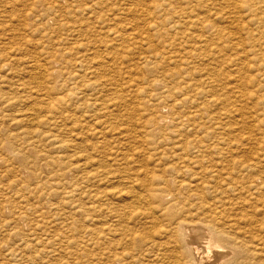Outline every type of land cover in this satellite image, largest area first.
<instances>
[{
    "label": "rangeland",
    "instance_id": "374dc122",
    "mask_svg": "<svg viewBox=\"0 0 264 264\" xmlns=\"http://www.w3.org/2000/svg\"><path fill=\"white\" fill-rule=\"evenodd\" d=\"M18 1H21L22 8L18 7L16 9ZM141 1L143 0H0V25H12L15 29L19 30V32L10 34L11 44L16 50L15 55L14 52H11V60L7 63L5 71L0 68V87L3 90V95L4 97L9 96L11 102H16L13 108L9 107L4 110L6 111L4 113L6 117H1L0 119V147L1 145L8 146L7 148H0V264H103L104 262L100 258L102 255L100 254L102 253V243H100L102 242V237L100 236L102 235H100L101 231L99 230L103 228L102 200L99 194L94 193L96 188L99 191L102 187L106 186L100 181H94L95 183L88 182L86 180V173L96 172L97 166L98 170L104 169V165L113 162L116 155V159L119 158L120 160L121 158L122 160L107 164L108 168H119V164L120 166L123 164L122 167L125 165V168H129L125 170L131 177L132 174L136 175L140 171L143 174V170L139 172L137 170L145 168L150 174L155 175V177L161 176L172 182L177 180L187 182L190 176L191 180L193 179L192 175L187 173L185 176L184 174L178 176L177 173L182 165L194 157V154L191 152H194L191 148L192 140L194 136L202 134L201 131L197 130V127L203 123L204 127L209 126V131L224 133V131L218 130L215 127L218 121H214L213 108H211V111L208 109L206 113L201 107L208 97L204 98L201 94L198 96L197 91H191L196 95L190 92L196 99L193 98V101L185 102V104L183 102V105H176L175 110L170 109L166 105V107L164 105L161 106L162 102L166 100L172 101L173 99L169 96L173 94L172 98L174 97V99L181 97L177 93V89L182 87L180 77L173 75L175 78H171L170 76L175 71L174 69H182L181 74L184 72L182 76H185L186 72L187 74L190 73L189 75L192 74L191 78L193 79L191 83L201 82L206 78L202 74L204 73L202 71H204L203 67L207 61L203 60L202 63L200 59H196L194 65H192L193 67L191 65L190 67L184 65L185 68L177 62V64L173 63V66L176 64L178 67L170 65L169 68H165L166 72L164 74L150 73L149 69L152 66L143 60V50L139 47L135 48L129 40H125L127 33L132 32L130 31L132 25L137 23V26H143V23L139 24L141 23L139 19L137 22L134 20V17L131 16L132 12H130L131 9H136L137 4ZM151 2L150 0H144V3H147L146 5L149 3V6ZM136 13H139V11ZM125 28H128V30L124 31ZM229 31H231V28H229ZM227 34L231 35V33ZM149 37L150 39L154 38L153 34H149ZM58 38L61 40L56 46V43L53 44V40H57ZM21 43L24 48L22 53L18 51ZM233 48L235 49V47ZM238 49L232 52L229 51L230 53L227 52L226 57L228 55L230 57ZM55 51H58V53ZM38 54L41 57H38ZM81 55L94 56V61L97 65L103 59V67L102 65L100 67L104 69H101V73L97 74L94 80L104 82L110 78L109 80L114 81V85L106 87L104 90L102 89L104 93L100 92L101 88L99 90L96 89L97 91L93 89L96 95L92 91V88L87 85L79 87L76 96L79 93L81 97L78 96L72 100L70 99L68 103L65 101L63 108L60 110V112L66 110L63 112V116L66 119H63L62 115L61 117L57 114V116L54 115L51 122L38 124L39 121H44V119H47L54 112V109L52 110L48 106H46L48 108L44 107L46 104L45 99H65L70 96L71 91H74L71 75L74 73V70L78 73L82 67L87 66L77 62ZM19 56H22V58L17 59ZM4 60L5 58L0 60L2 61L0 65L4 63ZM198 60L201 61L203 67L199 68L200 62ZM210 61L207 62L204 68L212 67L211 70L215 71V73L217 72L216 74L220 73L223 76L224 69L226 73L230 70L223 77H220L223 79L218 80L221 84L224 83L226 88L229 84L230 86L232 84V97L230 95L229 97H231L232 114L234 117L231 116V122H229L230 120L225 122L231 124V126L228 125V129L226 127L225 129H231L232 136H243L249 133L247 135H255V137L257 135V137H260L261 131L257 128L254 114L250 113V111L254 112L251 103L247 102L244 97H240L242 98L240 100L239 95H237L238 91L241 92L239 94H242L241 90L243 88H241L242 85L240 84L243 83V80L245 81V79L254 75L251 70L246 72L244 66L247 62L245 61L241 64V61V63L237 62L239 60H232L230 62L231 65H229L228 61H221L220 65L222 66H220V60L209 64ZM236 63L240 65L238 69L235 67L238 66ZM94 66L95 68L97 67L96 65ZM194 67L195 69H191ZM213 67H217L216 70ZM183 69L185 71L186 69L188 70L185 72ZM218 69L220 71L223 69V71L220 72ZM239 70L241 73L244 72V74H241ZM81 71L78 74L83 80L92 78L90 74H86L85 78H83ZM231 75H234L233 79L230 78ZM244 75L249 76L246 78ZM236 79H239L242 83L239 80L236 82ZM152 80H164L165 82H161V85L158 86H149ZM235 83H238V85H235ZM162 84H164L165 89H163ZM110 90L111 92L108 93ZM232 92L235 93L233 94ZM100 93L103 95H100ZM114 96L119 97L117 98L118 100H115L116 97ZM197 96L200 98H197ZM90 98L92 102H90ZM94 98H97V101ZM199 99L202 102L201 104L199 103ZM85 100L90 102H88L89 106L93 103L95 106L89 108ZM40 101L42 103L39 104ZM98 101H100L99 105L102 103V106L98 107ZM194 101L195 104H193ZM103 102H106L107 105H104L105 103L103 104ZM175 102L178 101L175 100ZM194 105L198 106L199 112L197 116L195 115L193 122H189L187 125L182 115L184 112H190V110L194 113L197 112L195 110L197 107ZM105 106L110 109H107ZM240 109H242L243 114ZM249 109L251 110L249 111ZM238 110L241 113L240 116H237L239 114ZM18 111H22L24 115H28L31 112L34 116L37 115L36 117L38 118L35 117L36 119L33 123L25 119L23 124L19 126L22 129H18V127H15L13 121H9V117L18 114ZM48 111L51 112L49 113ZM110 111H112V114L109 113ZM101 112L105 117H103ZM200 112L201 115H199ZM84 113L86 116L83 115ZM168 114L171 115L168 117ZM206 114L211 115L208 117L211 122L208 120ZM246 114L249 115L247 116ZM160 115L162 117L161 121H159L160 123L148 125L153 120L159 119ZM74 117L77 118L75 119ZM106 118L107 123H105ZM163 118L165 119L163 120ZM236 118H239L242 122ZM176 119L182 121L183 125L176 126L174 122ZM73 120L77 122L74 123ZM237 121L239 125L241 124V127L238 124V126L236 125ZM95 122H98V125ZM81 123H85L83 127H81ZM190 123L192 124L190 125ZM73 124L78 125L74 127ZM93 124L94 126H92ZM249 124L250 127L246 128ZM192 125L195 127L194 130L192 129L194 127L191 128ZM89 126L95 128L92 129ZM98 126L100 128L103 126V128L100 129ZM187 126L190 127L188 128ZM235 126L238 128H235ZM72 128L74 130L71 131ZM80 128H83L82 131H78ZM97 129L98 131L101 130V133H97ZM235 129L236 131H234ZM196 130L197 132H195ZM104 131L108 134L104 135ZM101 134L104 135V139ZM96 135L97 137H95ZM141 138L147 141L141 143ZM68 141L69 145L72 143L70 147L58 149L59 143L64 145ZM146 142L148 144H145L146 146L143 145ZM176 142L179 144H176ZM84 143L86 144L83 145ZM140 144L142 145L140 146ZM73 146L77 147L76 150ZM84 147L87 150L85 148V151H83ZM175 150L176 152H174ZM111 151H113V155ZM76 153L78 154L76 155ZM118 153L121 157L117 156ZM32 155L34 156L31 157ZM244 155L250 154H238L235 159L240 160ZM89 157L90 159L96 158L94 160L97 163L96 161L94 162L97 166L88 167L81 172L74 173L72 171L73 165L89 162ZM106 158L109 160L107 161ZM133 170L134 173L132 172ZM210 178L205 175L202 181L209 180ZM216 180L218 181L217 178ZM198 193L201 194V192ZM114 203L113 200L108 201L109 206H114ZM188 212L189 216L192 215L191 218L195 219V210H188ZM139 223L137 219H134L131 225L137 229ZM257 239H263L259 232L250 235L247 246L251 250H253ZM86 242L89 243V247ZM257 261L250 259L249 263L258 264Z\"/></svg>",
    "mask_w": 264,
    "mask_h": 264
},
{
    "label": "bare ground",
    "instance_id": "6f19581e",
    "mask_svg": "<svg viewBox=\"0 0 264 264\" xmlns=\"http://www.w3.org/2000/svg\"><path fill=\"white\" fill-rule=\"evenodd\" d=\"M21 4H22L21 1H18L16 9H18V7L22 8ZM146 4L147 3H144L143 0L137 4L138 8L136 7V9L134 8V10L131 9L130 11L132 12L131 16L134 17V20L136 22L140 20L141 23L139 22L138 23L140 25L143 23L142 24L143 26H137V23L132 25L133 29L131 28L130 30L132 32L127 33V37L125 36V40L127 41L129 40L135 48L139 47L141 50H143L144 52L143 60H145V63L152 66L149 69V72L153 74H164L166 72L165 71L166 67L169 68L170 65L173 66V63L177 64V62L182 64L183 67L184 65L190 67V65L191 66L194 65L196 59H200L202 63L203 60L207 62L211 60L209 64L215 61L218 62V60H220L219 65L221 61L222 62L228 61L229 65H231L230 62L232 60L233 61L239 60L237 62L241 61L242 62V63L240 62L241 64H243L246 61L247 63H245L244 66L246 72L251 70V72L254 75L253 77L245 79V81L243 80V83L242 81L240 82L239 79H236V82H238L239 80V82L242 83L239 84L242 85L241 88H243V90H241L240 88L242 94H239L241 92L238 91L237 95H239L238 96L239 98L244 97L247 102L251 103L254 112L250 111L252 107L251 109H249V111L250 113L254 114V120L256 121L255 123H257V128L259 129V131H261V135L260 137H257V135L255 137V135H247L249 134L247 133L246 135L243 136L241 135L232 136L231 129L230 130L225 129V127L228 129V125L231 126V124L225 122H227V120H230L229 122H231V118H232L231 116H233L232 114L233 107L231 106L232 84L231 86L230 84L229 86L227 85L228 86L227 88L224 83H222L224 84L222 85L220 81H218L223 79L220 78L222 74H220L219 72H218L219 74H216L217 72L215 73V71L211 70L212 67L204 68L207 65V62L204 64L205 66L203 67V65H201L202 64L201 61L198 60L200 62V66L199 65L198 66L199 68L201 66L203 67L204 71L202 72L204 73L202 74H204L205 76L204 75L203 76L206 77L204 78L205 80L201 82L197 81L191 83L193 78H191L192 74L189 75L190 74L189 72H188L189 74H187L186 71L188 69H186V71L183 69L186 72L185 76H182L184 72L183 74H181L182 69L180 68L174 69L175 71L172 70L173 72L172 71L171 72L173 74H170L171 78L174 77L173 75H175L176 77H180V84L182 85V87H179L177 89L178 92L177 91L176 92L179 93L181 97L179 99H174V97L172 98V96L174 95L173 94L172 96H169L173 100L172 101L166 100L165 102H162L163 104H161V106L166 105L170 109L175 110L174 108L176 105L177 106L183 105V102L185 104V102L188 103L193 101V98H195L194 95L196 94L191 91L194 92L197 91L198 96H200L199 94H201L202 96H204V98L208 97L207 101L205 100L208 104L206 102H205L206 104L203 102L201 106L203 108V111L205 110L207 113L208 109L211 111V108H213L212 112H214L213 114L215 118L214 121L215 122L216 120L218 121L215 127L218 130L224 131V133L226 134L222 132L217 133L216 131H211V130L209 131L208 130L209 126L204 127L203 123L200 120L202 125L200 126L199 123L197 130L201 131L202 134L194 136V139L192 140L191 148L194 150V152L193 151L191 152L194 154V157L193 159L182 165L181 168L179 169V172L177 173L178 176H181L183 174L185 176L187 175V173L192 175L193 179L191 180V176H190V179L187 182H184V180H177L175 182H172L171 180L165 179L164 177L161 176L155 177V175L150 174L145 168H139L137 170L138 172L140 170H143L144 171L143 174H141L140 171L136 175L132 174L131 177L125 170L126 168L127 170L129 168L128 167L125 168L124 167L125 165L123 166L124 167L123 168L122 167L123 164L121 166L119 164V168L115 167L114 169H112V167H110L111 165L109 166L110 168H108L107 164L113 163L114 161L119 162L120 160H122L121 158L120 160L119 158L116 159V155L113 162L104 165V169L102 168L103 170L102 169L98 170L99 168L96 165L97 161L94 160L96 158L94 159L91 158L92 159L91 160L89 157L90 159L89 162L78 163V164L76 163V165H73L72 171L74 173L81 172L88 167L96 165L98 168V169L96 168L97 171L94 173H88V174L86 173V180L91 183H93L94 181L95 182L100 181L104 183V185L106 186L104 188L102 187V189L99 191L96 188L94 193V194H99L102 200L103 228L100 227L102 230L99 229L101 231V232L99 231L101 233L99 234L102 235L100 236L102 237V239L100 238L102 241L100 242L102 243V253H100L102 255L100 258L104 262L103 264H250L249 263L250 259L258 260L257 261L258 264H263L264 263L263 260L264 259V244H263L264 242V232H263L264 230V0H152L150 6L149 3L148 5ZM138 11L139 13H136ZM134 15L137 16L138 18L135 17ZM229 28H231V31H229ZM127 30L128 28L127 29L125 28L124 31ZM14 32H19V30L15 29V27H13L12 25H6V26L0 25V60L2 58H5V60L3 61L4 63L0 65V68L1 70L4 71L6 70L7 63L11 60V56H12L11 52H14L15 55L16 50L13 48L10 40V34ZM227 33H231V35ZM149 34H153L154 38L150 39ZM60 40H61L60 38H58L57 40L54 39L53 44L56 43L55 45L57 46ZM233 47H235V49ZM237 48H239L237 52L232 53L230 57H228L229 55L226 57L227 52L230 53L229 51L231 52L235 51ZM23 49H24L23 44L21 43L19 45L18 51L22 53ZM55 52L58 53V51ZM232 56L233 58L231 59ZM38 57H41V55L38 54ZM79 57L80 58L77 60V62L87 65L85 67L79 66L82 67L83 69V71H81L82 69L80 70L81 73L83 74V78H85L86 74L92 75V78L83 80L81 76L78 74L80 71L77 73V71L74 70V73L71 75L74 85L73 87L74 91L73 92L71 91L70 96H68L65 99H51V98L45 99L46 100L45 103L47 105L45 104L44 107L48 106L52 110L54 109L53 110L54 112H52L50 116L48 115L49 117H47V119H44V121L42 122L39 121L38 124L51 122L54 118V115L57 116V114L63 116V112H65L66 110H63L61 112L60 110L63 108L64 102L66 101L68 103L70 99L72 100L78 97L79 93L78 96L76 95H77V91L79 90L78 89L79 87H85L87 85L92 88V91H94L93 89L97 91L96 89L99 90L101 88L100 92L104 93L102 89L104 90V88L110 86L112 87L114 85V81L109 80L110 78L106 79L104 82L99 80H94L95 77H97V74L101 73V69L103 67L102 64L104 63L103 59L97 65L94 61V56L88 57L87 55L86 56L81 55ZM21 58L22 56L21 57L19 56L17 59H21ZM1 62L2 61H0V63ZM94 65H96L98 68L97 67L95 68ZM100 65H102V67H100ZM158 66L161 67L158 68ZM176 66L178 67V65ZM239 66L240 65L235 66L237 67L236 69H238ZM195 67L191 69H195ZM213 68L214 70H216L215 67ZM137 70H139V68H137ZM218 70L220 71V69ZM221 70L223 71V69ZM240 70L239 72L241 73ZM199 71L201 72L200 69ZM229 71L230 70H228V72ZM225 73L226 71L224 69L223 76L225 75ZM241 74H244V72ZM233 76L231 75L230 78H232ZM161 82H165V81L152 80L149 83V86H158L161 85ZM162 85H163V89H165L164 84ZM235 85H238V83L237 84L235 83ZM165 86H167V84H165ZM218 87H220V89H218ZM110 92L111 90L108 93ZM190 92L193 93L194 95H192ZM100 95L103 94L100 93ZM229 95L231 97H229ZM184 96L185 98H183ZM198 96L197 98H200ZM112 98L111 100H113ZM117 98L119 97H116L115 100ZM94 99L96 100L97 98ZM108 99L110 100V98ZM241 99L242 98H240V100ZM0 100H1L0 103L1 106L0 119H1V117H6L4 114L6 113V111L4 110L9 107L13 108V105H15L16 102H11V98L9 96L4 97L3 90L1 87H0ZM115 100L114 102L116 103ZM175 100L178 102H175ZM85 101L87 102V100ZM90 102H92L91 98H90ZM40 103H42V101H40L39 104ZM97 103H98V107L102 106V103L101 105H99L100 101H98ZM199 103L200 104L202 103L201 100ZM103 104L107 105L106 102H103ZM193 104H195V101ZM91 106L94 107L95 104L94 103L91 104L89 108ZM194 106L197 107V109L195 108L197 112L194 113L191 112L190 110V112H186V113L184 112L182 115V117H184V122L187 125L189 122H193L195 115L197 116V113L199 112L198 106L196 105ZM16 107L14 106V108ZM238 107H240V105H238ZM192 110L194 111V109ZM240 110L242 111V109ZM112 111H114V109H112ZM112 111H110L109 113L112 114ZM201 112L199 115H201ZM210 114L212 113L210 112ZM240 114L241 113L239 111V114H237V116L238 115L240 116ZM83 115H85V113ZM169 115L171 114H168V117ZM36 116H34V114L31 112L28 115H24L22 111L21 112L18 111V114L9 117L10 119L9 121H13L15 127H18V129H22V127L19 126L23 124V121H25V119L33 123V121H35V119L38 118ZM209 116L211 115H207V118ZM63 117H64L63 119H66L65 116ZM103 117L105 116L103 115ZM63 119L61 118V120ZM161 119L162 117L160 115L159 119L153 120L152 122L148 123V125H152V124L157 125V123H160L159 121H161ZM164 119L165 118H163V120ZM209 119L210 118H208V120ZM106 120L107 118L105 119V123H107ZM237 120H239V118ZM239 121L242 122L241 120ZM75 122L77 121H74V123ZM174 122L176 126L183 125L182 121L178 119H176V121ZM81 124H82L81 127H83L85 123H81ZM94 124L92 126H94ZM96 124L98 125V122ZM191 124L192 123H190V125ZM237 124L238 121L236 125ZM75 125L73 124L74 127ZM154 125L153 127H155ZM195 126H197V124H195ZM237 126H235V128H238ZM239 126L241 127V124ZM89 127L92 128L91 126ZM187 127L186 129L188 130L190 126L188 128ZM192 127H194V125H192L191 128ZM247 127L249 128L250 124L249 126L247 125L246 128ZM73 128L71 129V131L74 130ZM90 128H89V132L91 131ZM175 128L177 129V127ZM82 129L83 128L77 130L82 131ZM98 129L96 131L97 133L101 131V130L98 131ZM192 129L194 130L195 127ZM197 130L195 132H197ZM234 131H236V129ZM107 134L105 132L104 135ZM104 135H103V139L105 138ZM95 137H97V135ZM108 138L106 137V139ZM141 139H142L141 143L147 141L145 138H144L145 140H143V138ZM137 142L139 143V141ZM82 143L80 144L82 145ZM85 144L86 143H84L83 145ZM145 144L147 145L148 143L147 142L143 143V145ZM176 144L179 143L176 142ZM70 145H69V141L64 143V145L59 143L58 149H65L70 147ZM141 145L142 144H140V146ZM7 147L8 146L1 145L0 148H7ZM76 148L74 147L75 150ZM85 148L86 147L83 148L84 149L83 151H85ZM112 152L113 151H111V153ZM174 152H176V150ZM78 153H76V155ZM238 154H250V155H244L240 160H236L235 158L237 157ZM89 155L91 156V154ZM118 155L119 153L117 154V156ZM33 156L34 155H32L31 157ZM111 158L113 159V157ZM108 160L109 159H107V161ZM94 161H96V163ZM88 164L91 165L89 166ZM99 167L101 168V166ZM197 170H199V172H197ZM132 172L134 173V170ZM205 175L211 178L209 180L202 181V179L205 178ZM216 178L218 179V181L216 180ZM197 191L201 192V194L198 193ZM181 195H186V196H181ZM110 200H113L115 202L114 206H109L108 201ZM123 200H128V201H123ZM188 210L189 211L195 210L196 213V215L194 214L196 216L195 219H193V217L191 218L192 215L189 216ZM134 219H137L140 222L139 227L137 229H135V227L131 225ZM138 230H143V231H138ZM258 232L259 234L262 235L263 239L261 240L257 239L255 241V246L253 250H251V248L247 246L250 235ZM86 244L87 246L89 245L88 242H86Z\"/></svg>",
    "mask_w": 264,
    "mask_h": 264
}]
</instances>
